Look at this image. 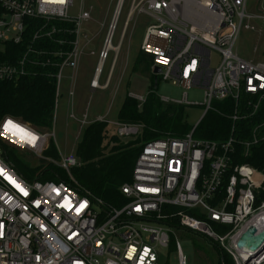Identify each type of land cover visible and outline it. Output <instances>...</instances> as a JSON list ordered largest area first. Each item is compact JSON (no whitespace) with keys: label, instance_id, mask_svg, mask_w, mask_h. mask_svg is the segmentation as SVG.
<instances>
[{"label":"built area","instance_id":"built-area-1","mask_svg":"<svg viewBox=\"0 0 264 264\" xmlns=\"http://www.w3.org/2000/svg\"><path fill=\"white\" fill-rule=\"evenodd\" d=\"M124 2H116L89 88L111 86L131 19L136 13L148 14L156 21L147 27L141 50L152 55L153 69H161L162 80L184 88L181 99H160L190 105L188 90L202 87L203 117L213 110L230 119L228 133L220 140L197 137L198 123L183 137L147 141L132 182L121 187L128 199L121 206L107 203L75 180L71 170L81 165L77 157L61 155L53 161L71 183L29 180L11 164L0 143V264H159L160 249L171 248L170 227L175 225L213 243L220 252L219 264H264V246L251 251L238 245L250 227L256 228L255 235L264 231V171L245 161L255 150L264 153V59L246 60L233 50L242 28L255 30L252 21L264 20V4L255 12L248 0H132L114 45ZM74 3L0 0V81L17 85L30 76L52 77L56 116L68 79L69 116L84 128L106 120H90L88 110L80 115L75 110L81 61L99 34H94L89 9L71 14ZM212 50L220 55L216 66ZM129 95L140 104L146 101L143 95ZM8 121L12 125L5 130ZM117 125L121 137L141 129ZM50 137V132L11 116L0 121V142L37 159L51 161L44 156ZM176 248L179 264H186L179 243Z\"/></svg>","mask_w":264,"mask_h":264},{"label":"trees","instance_id":"trees-1","mask_svg":"<svg viewBox=\"0 0 264 264\" xmlns=\"http://www.w3.org/2000/svg\"><path fill=\"white\" fill-rule=\"evenodd\" d=\"M152 69V55L140 50L130 68L131 73L147 74ZM152 76L151 90L146 101L140 104L128 93L117 115L120 123L141 126L137 135L123 141L121 138L124 137L117 133L105 142L109 123L95 121L83 129L82 139L76 148L81 165L71 170L73 177L95 196L112 205L121 206L128 202L121 187L132 182L136 160L147 141L183 137L193 128L186 120L187 105L163 102L156 92L161 77L156 74ZM55 94L54 80L45 74L30 76L17 85L0 81V121L11 116L40 131H48L54 123ZM214 105L221 108L223 102L214 101ZM230 125V119L212 110L199 122L195 136L220 140L227 135ZM0 143L11 164L27 179L72 182L68 173L53 162L58 161L61 154L51 137L44 150V156L51 161L42 160L40 164L24 160L14 147ZM245 161L264 171V153L259 149Z\"/></svg>","mask_w":264,"mask_h":264},{"label":"rangeland","instance_id":"rangeland-1","mask_svg":"<svg viewBox=\"0 0 264 264\" xmlns=\"http://www.w3.org/2000/svg\"><path fill=\"white\" fill-rule=\"evenodd\" d=\"M117 0H75L71 8V14L78 15L83 7L89 9L94 17L93 31L99 36L86 49L82 58L75 96V110L77 115L88 110L90 120H95L101 115L105 116L108 121V132L106 141L118 133L117 115L120 106L128 93H134L147 96L151 90L153 69L147 74L131 73V66L141 50V45L145 38L147 27L156 20L148 14H134L130 21L123 45L120 49L117 64L113 74L111 86L106 90L91 91L88 84L92 77L94 68L98 60L99 51L102 48L107 26L113 16ZM132 0H125L124 8L118 20V28L113 37V44L117 45L127 19ZM264 4V0H248V8L251 11H257ZM252 23L256 26L255 30L242 28L234 46V53L246 60H263L264 59V20L254 19ZM104 24L106 25L105 28ZM95 51L91 54L90 51ZM114 52L110 53V58L105 65L106 73L110 68ZM212 59L214 66L220 62V55L216 50H212ZM71 72L65 71V75ZM68 79H64V87L61 88V97L56 108L53 127L48 129L51 138L54 140L61 155L75 156L76 148L82 139L83 129L80 128L78 121L72 119L70 114V105L68 104ZM159 96L168 97L173 100L181 99L184 88L175 85L171 80H160L156 89ZM204 89L194 86L188 90V100L193 104L186 106V120L189 125H196L201 121L204 115ZM89 125V124H88ZM123 141L131 140V137L121 138ZM24 160L40 164L41 159H37L32 154L17 150ZM171 231V248L163 247L160 249L159 264H179L178 251L176 245L179 243L186 264H218L220 260L219 250L205 237L192 231L183 229L175 225L170 227Z\"/></svg>","mask_w":264,"mask_h":264},{"label":"water","instance_id":"water-1","mask_svg":"<svg viewBox=\"0 0 264 264\" xmlns=\"http://www.w3.org/2000/svg\"><path fill=\"white\" fill-rule=\"evenodd\" d=\"M153 72L158 75L161 72L159 67H155ZM155 87L157 88V77L155 78ZM256 228L250 227L240 238L238 245L246 250L254 251L259 247L264 246V231L260 234L255 235Z\"/></svg>","mask_w":264,"mask_h":264},{"label":"snow or ice","instance_id":"snow-or-ice-1","mask_svg":"<svg viewBox=\"0 0 264 264\" xmlns=\"http://www.w3.org/2000/svg\"><path fill=\"white\" fill-rule=\"evenodd\" d=\"M163 62H164V63H167V61H166V60H164ZM11 125H12V122H11V121H8V123H7V125H6V129H5V130H7L8 126H11Z\"/></svg>","mask_w":264,"mask_h":264},{"label":"bare ground","instance_id":"bare-ground-1","mask_svg":"<svg viewBox=\"0 0 264 264\" xmlns=\"http://www.w3.org/2000/svg\"><path fill=\"white\" fill-rule=\"evenodd\" d=\"M125 3V2H124ZM125 5V4H124ZM112 43H113V41H112ZM112 45V44H111ZM107 48H110V44L107 46ZM154 70V69H153ZM108 122V121H107ZM119 122V121H118ZM120 123V122H119Z\"/></svg>","mask_w":264,"mask_h":264},{"label":"crops","instance_id":"crops-1","mask_svg":"<svg viewBox=\"0 0 264 264\" xmlns=\"http://www.w3.org/2000/svg\"><path fill=\"white\" fill-rule=\"evenodd\" d=\"M91 91H93L92 89H90ZM102 116V115H101ZM104 116V115H103ZM218 264H219V262H218Z\"/></svg>","mask_w":264,"mask_h":264}]
</instances>
